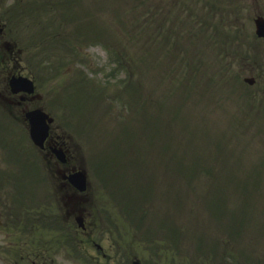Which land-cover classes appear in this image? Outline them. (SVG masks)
<instances>
[{
  "label": "rangeland",
  "instance_id": "374dc122",
  "mask_svg": "<svg viewBox=\"0 0 264 264\" xmlns=\"http://www.w3.org/2000/svg\"><path fill=\"white\" fill-rule=\"evenodd\" d=\"M89 3L87 23L110 36L91 34L74 59L66 48L69 63L44 86L94 171L103 245L114 253L122 236V264L132 253L143 264H264V100L236 83V46L252 56L257 2L80 0L81 9ZM80 72L105 92L76 94L68 85Z\"/></svg>",
  "mask_w": 264,
  "mask_h": 264
},
{
  "label": "flooded vegetation",
  "instance_id": "af4514ba",
  "mask_svg": "<svg viewBox=\"0 0 264 264\" xmlns=\"http://www.w3.org/2000/svg\"><path fill=\"white\" fill-rule=\"evenodd\" d=\"M11 42L0 22V150L1 147L7 150L10 146L6 136L12 125L21 133L19 141H25L29 130L27 114L38 108L48 111L46 95L39 93L38 86L31 93L14 92L11 79L23 75L25 68L20 63L22 51L15 42ZM249 51L252 56L243 55L240 47L236 53V59L245 61L244 66L238 69V78H242L248 86L256 87V95H264V37L255 36L253 46L246 52ZM18 152L28 156L27 159L5 165L10 168L12 179L0 180V252L6 254L10 264H80L81 260L60 259L63 241L58 239L56 244L50 242L48 232L50 226L56 231L65 229L68 234L66 240L78 242V247L81 245V234L87 233L91 237L99 234L96 219L89 223V233L87 228L80 230L78 226L80 218L87 223L88 215L94 216L99 210L85 202L87 191L80 192L69 178L83 166L67 147L59 126L54 124L45 147L32 148V153L38 157L26 153L22 146L18 147ZM50 174L54 178L51 182L62 195L65 205L61 208L56 202L61 211V215L56 213L61 217L59 222L49 216Z\"/></svg>",
  "mask_w": 264,
  "mask_h": 264
},
{
  "label": "water",
  "instance_id": "95a60500",
  "mask_svg": "<svg viewBox=\"0 0 264 264\" xmlns=\"http://www.w3.org/2000/svg\"><path fill=\"white\" fill-rule=\"evenodd\" d=\"M258 28L261 29L264 27V23L262 19L257 20ZM33 115H38L37 113H34ZM33 132V131H32ZM33 139L36 143H41L42 141L40 140V134L36 131L32 134Z\"/></svg>",
  "mask_w": 264,
  "mask_h": 264
}]
</instances>
